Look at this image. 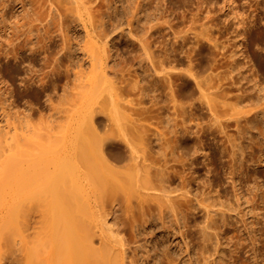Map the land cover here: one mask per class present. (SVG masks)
I'll list each match as a JSON object with an SVG mask.
<instances>
[{
    "label": "bare ground",
    "instance_id": "obj_1",
    "mask_svg": "<svg viewBox=\"0 0 264 264\" xmlns=\"http://www.w3.org/2000/svg\"><path fill=\"white\" fill-rule=\"evenodd\" d=\"M126 1L130 8L125 20L127 28L117 16L116 0H20L24 10L19 18L20 25L16 21V25H12L20 34L16 41L2 49L3 57L10 56L12 51L16 59L22 51H30L35 61L42 56L39 68L25 70L30 75L25 86L29 89L31 84L40 83L38 89L48 97L54 112L45 127L26 124L29 129L24 135L25 140L19 141L15 152L0 164V203L4 194L8 196L6 210L0 215V264H139L142 259L139 249L142 247L136 246L134 250L132 247L138 242L135 239L137 229L155 220L160 221L164 229L180 235L189 255V259L185 258L183 262L181 256H174L169 247L162 252L156 249L154 254L146 250L143 257L147 260L160 254L157 264H192L191 243L197 242L191 241L194 233L199 234L200 239L196 237L202 243L201 247V243L198 244L200 249L203 248L200 250L202 264L218 262L212 255L219 254L226 247L221 241V231L225 233L227 229L224 232L220 224L228 225V218L234 216L231 208L226 207L227 198L219 190L216 192L208 187L206 181L207 184L201 182L210 189L206 192L200 190L202 195L199 191L204 202L209 200V195L217 197L213 204H208L211 209L208 213L196 207L201 200L192 188V184H197L200 179L194 173L196 170L192 171L193 165L200 154L208 158L206 139L226 130L220 108L224 107L231 89L224 86L223 81L213 82L212 73L204 75L214 66L224 63L215 54L217 43H212L209 33L210 38L204 34L208 30L204 33L197 31L200 11L207 0H181L189 6L185 9L183 5L187 13L181 17L176 16L171 1L159 0L153 6L154 10L151 9L155 15L151 12L145 22H142L140 13L146 9L145 5L151 6L156 0H146V4L144 0ZM243 1L242 7L250 5L248 12H244L247 9L241 11L240 0H222L223 6L232 7L235 20L238 19L237 23L233 22V32L241 40L235 41L237 52L233 57L242 53L244 48L251 45L253 48L257 44L263 51H255L257 61L254 62L264 65V29L261 26L264 22V0ZM8 3L12 2L4 0L0 4L1 23L7 21ZM182 3H179V8ZM189 15L187 24L190 28L177 30L175 25L188 19ZM206 24L202 23L204 27ZM212 25L208 28L211 29ZM78 26L85 31L84 43L77 39V44L87 55L90 77L87 79L85 75V79L82 72V76L75 74V80L84 78L85 82L74 85L73 89L81 87L80 92L72 93L76 100L73 103L69 101V107L61 108L54 105L52 99L57 93L56 81L71 77L77 38L72 33ZM228 26H224L226 30ZM254 32L256 36H253ZM167 36L175 39L172 52L168 46L170 40L164 39ZM115 38H119L121 43H115ZM179 40L183 42L180 44ZM187 44L189 48L185 50ZM1 45L4 46L0 42ZM183 52L189 62L186 72L177 67L182 64L180 55ZM206 53L212 56L211 66L204 67ZM122 54L133 58L132 65L147 61L145 66L141 64L144 75L135 68L134 77H129L130 73L127 77L125 71L130 66L126 67L123 56L120 61ZM240 60L236 58L233 61V69L240 67ZM12 71L19 74L17 70ZM71 82L69 80L64 87L61 106L65 102L67 105V88ZM148 95L151 97V102L148 100L150 105L145 100ZM254 95L249 93L245 96L259 107L243 125V141H250V144L256 135L252 123L257 121V126H261L259 116L264 113L261 107L264 97L258 95L253 99ZM163 96H166V102L162 100ZM236 106L229 105L234 111L238 109ZM200 108L207 110V121L199 113ZM166 111L170 114L165 115ZM152 124H156L155 128L154 125L151 127ZM248 130L252 135L250 138L246 136ZM223 146L220 156L211 154L208 165L214 166L229 154L225 141ZM240 148L241 151L233 149L231 153L230 177L235 181L237 173H243V167L253 165L246 174L254 178L246 179L261 187L256 176L257 161L244 154L241 157L245 149L243 145ZM258 159L264 162V157ZM173 162L189 165L190 172H185L186 168H178V164ZM177 180L181 182L177 184ZM239 195L236 192V198ZM111 214H116L113 220L116 230L107 227ZM191 219L194 228L190 225ZM219 219L223 223L219 224ZM228 229L231 231V227ZM261 231L263 235L264 230ZM129 250L132 253L129 254ZM261 254L258 264H264V253ZM222 258H219V263L227 264L228 261Z\"/></svg>",
    "mask_w": 264,
    "mask_h": 264
},
{
    "label": "rangeland",
    "instance_id": "obj_2",
    "mask_svg": "<svg viewBox=\"0 0 264 264\" xmlns=\"http://www.w3.org/2000/svg\"><path fill=\"white\" fill-rule=\"evenodd\" d=\"M2 1H4V0H2ZM2 1H0V4ZM9 1H10V3L11 2L12 3L11 4L8 3L9 8L6 9L7 21L4 23H1V21H0V28H1L0 29V32H1L0 37L2 38V40L0 39V42L2 44H4V46H3L4 48L2 47V45L0 46V48H1L0 49V79H1L0 80V164L9 155H11L12 153L15 152L14 151L16 148L15 145L17 143H19V141L25 140L24 135L27 134V129H29L27 126H25L26 124H29L30 126H34V127H38V128L45 127V126H47L48 123H50V121H51L50 115L54 112V110H52L50 108V105H49L50 101L47 100L48 97L45 95V93H43L42 91H40L38 89L40 83L31 84V87L29 89H27L25 86V82H26L27 78H30V75L28 73H26L25 70L26 69L28 70L30 67H33L34 69L39 68L40 64H41L40 59L42 58V56H39V61H35L34 56L31 55L30 51H22L18 55L20 57L18 59H16V55H14L13 51H12L10 56L5 57V58L3 57L4 50L2 51V49L7 48V45L11 44V41H12V43L14 41H16L18 34H20V33H17L13 29V26L16 25V23L17 24L19 23V25H20V22H19L20 19L19 18L21 16V13L24 11L22 3H20V0H14V1L9 0ZM119 1H121V2H119ZM148 1L144 0V3L146 4ZM169 1H171L173 3L172 7H174V11H175L176 16L181 17L184 13H187V12H185V9H189V6L187 7L185 5V3L183 4L181 2V0L180 1L176 0L177 2L175 0H173V1L169 0ZM218 1L219 2L221 1L220 4ZM240 1L241 2H239V4L241 3L240 4L241 9H242L241 11L247 9L244 12H248L250 10V5L248 4L249 7L247 5L246 6L247 8L244 7L245 5H243V7H242V4H244L243 3L244 1L243 0H240ZM7 2H8V0H7ZM116 2H118V4H115V5H118L117 6L118 7L117 16H119L118 18H119L120 22L122 24H124L123 27L127 28L125 20H126V17L129 16V14H130V12H129L130 8L128 7L129 2H127L126 0H116ZM158 2H159V0H156L155 3L152 4L151 6L145 5L146 9L140 13V17L142 19V22H145V20H147V18H149L151 12L153 15H155L154 13H156V12L155 11L153 12L151 9L154 10V7L157 5ZM178 2L182 3L181 8L178 7L181 5ZM103 3L106 4V2H104V1H103ZM221 3H222V0H216L217 5L215 4V0H213V1L207 0L206 1L205 5H203L204 7L202 8V10L204 12H202V10L200 11V19L201 20L198 23L199 25L197 24L198 25L197 31L203 32V31H206V29L209 31V32L206 31L205 33L204 32L203 33L208 38L212 37V38H210V39H212L211 40L212 43L213 42H214V44L217 43L216 48L214 50L215 54L219 59H222L221 62H224V63H220L218 66H214L208 72H206V74H204V75L206 76L209 73H212L213 82L219 83V82L223 81L224 86H230V88H231L229 91V97L227 98V101L225 102L226 106L224 105V107L220 108L221 113L224 115L222 118V121L226 125V130L224 133L217 132L214 136H210L209 139H206L207 149L205 150V153L208 155V158L206 159V157H203L204 154H200L199 159H197V163H195L193 165L192 171H194V169H195L196 171L194 173H197L200 176V179L197 182V184H192L193 187L192 186L191 187L193 188L194 194H197V195L199 194L198 198L201 200V203L197 204V206H196L197 208H202V209L206 210L208 213L211 212V209L208 207V204L209 205L213 204V202H215V200H217V197L213 195L211 198V195H209V200H206L204 202L202 199V196H201L202 192H204V190H205V192L208 191V189H209L208 187H210L213 191L217 192V190H219V192H221V194H223V197L227 198V203H225L227 205L226 207L231 208V210L233 211L234 216L231 218L229 216H228L229 218L227 217L228 222L231 226H228L229 224L223 226V224H220V223H223L220 220L222 218L220 217V219H219L220 220L219 224L222 225L221 226L222 230L225 232V230L227 229L225 233H223L221 231V235H222L221 241L223 242L222 244H224L227 248L224 247L219 254L216 255L214 253L212 255L214 261L218 260V262L216 261L215 264H220L219 261L221 259H219V258L220 257L222 258L223 255L226 256V259H223L225 257H223L222 259L228 261L227 264L228 263H230V264H258L261 257H262L261 253H264V234L262 235V231H261V230H264L263 229V226H264V162L261 163V161H260L261 158L258 159V157H264V155H263L264 154V113L259 116V121L261 122V126H259V125L257 126V124H258L257 121H256V123L255 122L252 123V126L255 128L254 134H256V135H255V139L253 140V142L251 144L249 143L250 141H243V137H244V133H245V131L243 129V127H244L243 125H245L246 120L248 118L252 117L259 110V107H257L256 104L251 103L252 99H246L245 96L247 94L251 93V94H255L253 99L258 98L259 96L262 98L264 97V74H263L264 73V68H263L264 65L259 64L260 62H258V63L254 62V61H257L256 60L257 57H254V56H256V52H260L262 49L260 50V48H259V46H257V44H255L253 46V48L251 45L249 47L244 48V50L242 51V53L246 52L245 53L246 55L239 52L240 54H237L238 56L234 55V57H233V54H235L237 52L236 51L237 46L235 45V41L237 43V40L239 39V37L237 38L236 36H234V35H236V33L233 32V29H234V23H237L236 20H238V19L235 20V14H234V12H232L233 10L231 11L232 7L223 6V3L221 6ZM210 4H212V6ZM252 4H254V2ZM115 5H114V7H115ZM183 5H184V7L186 6L187 8L185 7V9H184ZM205 6H207V7H205ZM208 7H209V9H208ZM211 7L213 10L211 9ZM206 8H207V10H204ZM180 10H182V13ZM206 11H208V12H206ZM263 11H264V9H263ZM178 12H180V13H178ZM193 12H195V10ZM262 15L264 16V14H262ZM212 17H213V19H211ZM187 20L190 22V15H189L188 19H186V20L184 19L183 21L180 20L175 25L176 29L181 30V28H182L183 30H186V29L190 28L187 24V22H188ZM12 21L14 23L16 21V23L14 24ZM234 21H236V22H234ZM263 21H264V19H263ZM200 23H201V25H202V23H207V24L205 27H204V25H202V27H201ZM210 23L211 24L213 23V25H212L213 27L211 26V29L208 28V26L211 25ZM136 24H138V23H136ZM226 24L229 25L228 30H226L224 27ZM189 25H190V23H189ZM107 26L110 27L109 22H108ZM261 26H262V29H264V22L261 24ZM198 29H200V30H198ZM202 29H205V30H202ZM73 32L74 33H72V34H73L74 38H76V37L77 38H76V40H75L76 42L74 44V49L76 50V54L74 55L73 62H72L73 70L71 71V77L59 79L56 81L57 93L54 95V97L52 99L53 104L58 106V107H61V108L62 107H69V105H68L69 101L73 103V100H76V98L72 95V93L75 94L77 92H80L81 87L78 86L75 89H73L74 85L80 84L81 81L85 82V80H84L85 75L87 76L86 77L87 79H89V77H90L89 76L90 65H89V61L87 60V55L85 56L84 53L82 51H80V48H79L80 44H77L78 43L77 39L79 41L82 40L80 42L84 43L85 38H86L85 37V31L81 26H78L76 28V30ZM8 33L11 35H9ZM16 33H17V35H16ZM75 33L77 35H75ZM206 33L207 34L209 33L210 37H209V34L207 35ZM254 34L255 35H253V36H256V32H254ZM6 38H10V39L7 40ZM166 38H167V41L170 40L168 46H170L169 51L172 52L173 41L175 39L173 38V36H170V38L167 36L164 39H166ZM5 39H6V41H5ZM239 40H241V38ZM7 41H9L10 43ZM114 42L118 44L119 42L121 43V40H119V38H115ZM179 42L181 44L183 41L179 40ZM60 43H61V41H59V44ZM189 45H191V43ZM189 45L187 44L185 46V50H187L189 48ZM10 47H11V49H13L12 48L13 45ZM250 48H252V50ZM256 50H258V51H256ZM14 52L16 53V51H14ZM254 53H255V55H254ZM128 55L129 54H125V56H124V54H122L119 57L121 58L123 56L124 59L121 58V60H120L119 57L117 59L120 61H122V59H123L124 64L125 65L127 64V66H126L127 68L130 66L129 69H126L125 75H127V77H128L129 74H127V73H130L129 77L132 76L131 78H133L134 77L133 73L135 71L134 70L135 68H138L139 72L142 75H144L142 73L141 66L142 65L145 66L148 62L143 61L141 63L142 65L140 63H136V65H132L133 62H131V61L133 58L130 55L129 56ZM172 56L171 57L174 58V55H172ZM239 56H240V58H239ZM244 56H246V57H244ZM160 57H161V59H163L164 55H162ZM211 57L212 56L209 55V53L205 54V56L203 58L204 59V67H206L207 65L210 64V62H211L210 58ZM253 57L255 59H253ZM263 57H264V53H263ZM180 58L182 60V64L181 63H180V65L178 64L177 67H179V69L181 67L184 70L183 72H186L187 66H188L187 63H189L188 59L186 57V53L183 52L180 55ZM236 58H238L239 60L241 59L240 63H242V64L239 65L240 66L239 68L233 69L232 63ZM250 61H252L254 63V66H253L252 62L250 63ZM250 65H252V66H250ZM210 66H211V64H210ZM12 69L19 71V74L13 72ZM182 69H180V70H182ZM81 72L83 73L84 78L83 79L81 78L82 80H80V81L75 80V78H74L75 74L78 73L79 76H82ZM69 80L72 82H71L70 86L67 88L69 91V94L66 96V101L68 100V102H67V105L65 102L64 106H61V105H59L61 98H62L61 95L63 93H65L64 87L66 86V83ZM7 91H10L11 93H8ZM132 97L135 98V96H132ZM165 97L163 96L162 100H164L166 102L167 98H165ZM145 98H146L145 100L147 101L146 103L151 102L150 101L151 97L149 98V95L146 96ZM218 98H221V97H218ZM148 100H149V102H148ZM150 104L151 103H149L147 105H150ZM228 104L230 106H232L233 108H235L234 105L236 106V104H237V106L238 105L239 106L238 107L236 106V108H238V109L236 111H234L235 109H233L232 107L230 108ZM261 107L264 109V104ZM169 111L171 112L172 110H169ZM169 111H166L165 115H167V113H169ZM206 111H207L206 109H204V111H202L201 108L199 109V113H202L204 115V118L206 117L205 121H207V119H208L207 118L208 114H206ZM223 112H225L226 114H224ZM204 118H202V119H204ZM153 125H154V127H153ZM155 125L156 124H152L151 127L155 128ZM189 125H190V123H189ZM22 127H24V130ZM250 135H251V132H249V130H248V134L246 135L247 138H250ZM224 141H225V145L228 146L229 154L226 156H223L222 159L219 160L214 166L208 165L207 160H211V158H212L211 154L212 153H216L218 156H220L221 151L224 147L223 146ZM155 144H156V141H155ZM209 145H210V147H209ZM241 145H243V148L245 149L244 153L241 152V154H240L241 157L244 154V156L251 159L252 161L255 160V161H257L258 164L261 163V165L257 164L255 166V169L257 170L256 176L258 177V180H259L258 183L261 182V187L258 186V184H256V183H253V182H250L253 184L249 183L248 179H252V178H254V176H252L250 174L247 175L246 172L249 170V168L254 167L253 165L248 166V167H243L241 169V170H243V173H241V174L237 173V177L235 178L236 182L233 180V178L230 177V174L228 173L230 170V164L232 162V157H233L231 155V153H232L233 149L241 151V148H240ZM173 163L178 164L177 167L180 169L186 168L187 170L185 172H187V173L190 172L189 165L183 166L182 163H178V162H173ZM197 167H199V168L197 169ZM239 170H237V172H239ZM246 178H248V179H246ZM245 179L248 181L246 182ZM204 181H206L208 184ZM179 182H181V180L176 181L177 184H179ZM201 182H204V184H207V186L208 185L209 186L207 187L206 185H204ZM198 183L200 185L202 184L203 186L202 185L200 186ZM209 183L212 185H210ZM234 183H235V185H234ZM246 184H248V185H246ZM197 190H198V192H197ZM199 191L201 192V195H200ZM236 192L240 194L237 198L235 196ZM214 194H216V193H214ZM197 195H196V197H197ZM202 201H203V203H202ZM7 203H8V196L6 194H4L2 199H1V203H0V215H2L5 212ZM119 214H121V213H119ZM115 216H116V214H113V215L111 214L108 217L107 227L108 228L110 227L113 230L117 229V225L115 224V222H113ZM230 219H232L231 220L232 222L229 221ZM191 221H192V224L190 222V225H192V227L194 228L193 220L191 219ZM183 223H184V221L182 222V225H183ZM230 227H231V229H230L231 231H229V229H228ZM195 228H197V227H195ZM106 231H107V229H106ZM151 231H152L153 235L151 234ZM193 231L195 232L196 229L192 230V232ZM169 232L170 231L168 229H164L163 226H161L160 221H157V220L151 222L150 224L146 225L145 227H139L137 229V236L135 237V239L138 242L133 244L132 247H133V250L136 248V246L142 247L139 249L140 250L139 253H140V256L142 258L139 261V264H157V259H159L158 257L160 256V254L158 255V257L156 255H153V257L150 260H147L143 257L144 255H146L145 251L149 250L151 254H154V251L156 249L159 252H162L163 249L168 248V247H169L168 249L171 251V253L174 256H176V257L181 256L183 262L189 259V255L186 254V248H185V245L182 244L184 242H183L182 238L180 237V235L179 234L176 235L173 232H170V233ZM198 235L199 234L195 235V233H194L193 234L194 237L191 240V241H197L198 242V243L197 242L191 243V246H193V247H191V252H190V256L193 254L191 257L192 258V262H191L192 264H200L203 261V258H201L202 256L200 257V255H201L200 250L203 248L200 249L202 243H201V240L199 241L197 239V237L199 238ZM254 236H256L255 238H257V240L254 238ZM187 238H189V240L191 239L190 237H187ZM146 240H148V241H146ZM254 241H255V243H254ZM199 242L201 244H199ZM198 244L200 245V247H198L199 246ZM238 245L241 247V248H239L240 250L238 249V247H239ZM254 246H256V247H254ZM235 249H237V250H235ZM198 251L200 252V254L198 253ZM222 252H223V255L221 254ZM128 253L129 254L132 253V250H129ZM182 253L183 254L185 253L184 254L185 257ZM209 254H210V257H208V258H210V259L208 261L210 262L211 252ZM219 255H220V257H218ZM197 256L199 258H197ZM217 257H218V259H217ZM185 258H186V260H183ZM215 258H216V260H215ZM199 259L200 260L202 259V260L200 261ZM213 259H212V261H213ZM213 263L214 262H212V264ZM129 264H131V263H129ZM223 264H224V262H223Z\"/></svg>",
    "mask_w": 264,
    "mask_h": 264
}]
</instances>
